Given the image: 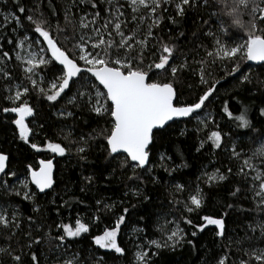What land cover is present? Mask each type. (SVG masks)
Here are the masks:
<instances>
[{
  "label": "trees",
  "instance_id": "1",
  "mask_svg": "<svg viewBox=\"0 0 264 264\" xmlns=\"http://www.w3.org/2000/svg\"><path fill=\"white\" fill-rule=\"evenodd\" d=\"M36 2L37 0H22L26 9L34 7ZM257 3L261 7L264 6V0H257ZM119 4L124 5L121 11L125 12V16L121 19L125 21L126 27L122 25V30L128 35L131 30L137 28L139 20L131 19L133 13L126 0H119ZM69 6L70 0H42L40 5L50 21L52 35L62 44L67 43L64 33H58L56 29L58 25L61 28L65 26V9ZM105 7L100 0H97L96 9H92L91 5H80L77 0L75 6H72V14L78 19L86 12L99 11L101 18L96 27H100L108 15L104 11ZM164 7H167L168 11L162 12L164 18L159 27L152 29L156 39H148L144 63L139 66L148 71L151 54L156 52L163 41L168 45H175L170 65L177 68L176 76L174 78L171 68L166 66V72L160 75L150 71L149 78L161 83H172L176 91L174 103L190 105L197 102L209 86L215 84L216 90L209 98L211 102L206 101L207 106L193 114L195 118L176 121L162 135H157L150 154L149 167L152 171L138 170L135 179H129L133 173L128 168L121 169L119 160L109 162L103 150L106 141L88 139L90 135H96L94 129L99 131L101 127L110 126L89 112L78 100L69 103L76 94L78 85L72 87L71 91L66 90L67 95L62 94L56 102L47 101L37 90L31 89L24 65L15 59L16 52L21 50L7 43L9 39H23L25 29L20 28L13 32L12 24L4 21L0 15V53L8 51L12 57L11 60L5 58L6 71L11 79L5 80L0 73V153L8 157L7 172L16 173V176L8 175L2 178L7 181V185L0 184V208L6 209L10 219L13 212L18 211L19 223L16 235L10 240L5 237L11 235L12 229L0 228V246L10 247L15 254L21 255L22 264H33V252L38 257V264H64L66 259H74L76 264H136L138 251L148 252L150 264H217L218 260L225 256V264H240L242 260L248 261L249 264H260L255 258L250 260L245 252L253 248L264 249V238L259 236V231L252 233L248 230V225L260 219L264 213L240 210L254 209L253 193L249 188L252 184L251 176L255 173L246 168L245 171L250 173L246 180L237 175V171L243 167V160L251 156L254 142H260L261 133H264V117L259 114L260 108H264V65H250L242 53L231 59L219 58L216 38L226 47H231L242 44L248 35L247 28L234 25L231 18L221 12L220 0H209L208 6L189 8L183 17L176 16L174 5ZM251 7L252 5L249 6ZM11 11H15L11 0L7 5L0 3V13ZM259 15L257 13V18L253 20L249 11H243L240 20L248 26L252 22L256 23L257 28L253 31L259 33L264 30V21L259 19ZM169 16L174 17L176 22L173 23ZM149 23L150 20H145L140 24V38L143 39ZM108 30H112L111 26ZM70 31L69 28V33ZM85 31L89 32L93 39H99L90 30ZM209 31L213 32L215 37L205 35ZM27 34L31 36V33ZM113 37L117 42L120 39L115 33ZM76 39L78 40V36ZM105 39L108 37L105 36ZM89 43L86 49L92 50ZM68 47H71V44H68ZM103 47L102 45L101 48ZM208 52H212L213 56H208ZM158 55L159 52H156V57L151 58L157 59ZM237 66L239 71L229 75ZM201 70L208 81L207 84L201 83ZM36 72L37 75L32 78L47 90V85L53 77H45L44 82L40 84L39 76L44 77L47 69L38 68ZM242 75L248 77L244 84H241L239 79ZM17 85L30 88L29 94L22 96V101L26 100L34 110V115L26 119L32 129L27 144L18 138L15 125L11 123L16 114L2 111L4 107L14 106L7 97L15 94ZM9 88L11 91L6 90ZM225 105L233 117L241 113L242 105L246 106L252 127H238L239 122L225 113ZM68 112L72 115L68 116ZM211 131L222 133L220 149L213 150L209 147L211 141H208L207 137ZM65 136H68V139H64ZM81 137L87 141L84 145L87 148L84 153L86 160H81L76 153V148L81 146ZM202 140L206 143L198 152L197 148ZM48 141L58 142L70 151L63 157L48 152L44 149ZM33 143L41 150L31 148ZM232 148L240 152L239 158L233 157ZM161 156L164 157L163 160ZM41 159H53L54 182L51 190L36 195L34 201L15 195V191H24L20 181H28V190L38 193L30 184L27 168L31 165L38 169V161ZM252 163L264 172V164H261L259 158ZM178 165L184 166L177 167ZM165 168L177 170L169 175ZM229 168L232 169L231 173H228ZM216 169L225 174L227 179L213 182L212 186H209L205 182L206 173L210 174ZM85 177H92L91 182ZM176 184L183 185L184 190L177 191ZM237 186L241 188V192L233 197L230 193ZM197 187L202 189L203 204L201 208L189 213L185 210L184 203L176 201L187 202L189 195L194 194ZM137 190L139 195H133ZM97 201L101 203L98 205ZM229 203L234 207L227 208ZM105 205L112 207L106 208ZM34 207L38 208V211H33ZM125 208L128 209L126 214ZM225 212L228 213L227 216H224ZM121 215H125V221L117 239L125 250L124 255L98 249L92 243V237L102 234L106 228H112ZM204 215L214 218L223 216L226 235L216 236L212 230L214 226H208L203 232L195 229L193 225L205 223L201 219ZM95 216H98L99 220H94ZM76 219L87 223L89 232L61 245L55 237L62 233V229H58L56 225L63 222L75 226ZM186 219L193 223H185ZM176 228L183 230L185 239L174 249H156L149 244L151 240L163 243ZM194 230L197 231L196 236H192ZM29 233L31 238L41 240V243L33 245L32 249L27 247L30 241ZM189 240L192 244L187 242ZM153 252H158V255H153ZM0 264H13V261L9 256L2 255Z\"/></svg>",
  "mask_w": 264,
  "mask_h": 264
},
{
  "label": "snow or ice",
  "instance_id": "2",
  "mask_svg": "<svg viewBox=\"0 0 264 264\" xmlns=\"http://www.w3.org/2000/svg\"><path fill=\"white\" fill-rule=\"evenodd\" d=\"M15 11L0 13L4 21L12 24V31L15 32L20 28L25 29L23 39L18 41L7 40V43L12 44L13 48L24 50L25 44L31 49L33 45L39 46V51H28L26 56L21 55L20 51L16 52V61H21L26 67L24 71L26 79L31 85L32 90H37L49 102H56L62 97V94L67 95L66 90L71 91L72 87H76V94L69 100V103H74L77 100L83 106H86L88 111L94 113L104 124L110 127H101L96 131V135H90L88 139H101L106 141L103 145V150L107 154L109 162L119 160V167L121 169L128 168L133 173L129 179L137 178V171L151 172L149 167L151 164L150 154L152 148L155 146L157 135H162L163 132L171 128L173 124L181 118L193 117V114L206 107V101L209 103L210 97L213 96L215 84L209 86L204 93L198 98L197 102L190 105H179L174 103L176 99V91L172 83H161L152 81L149 78V72L155 75H160L166 72V66L171 68L172 76L175 78L177 68L170 65V60L173 59L175 45H168L163 41L160 42L156 52H159L157 59L156 52L151 54V62L147 65L148 71L140 67L144 63V52L149 38L156 39L153 36L152 29L159 27L161 20L164 18L162 12H167L168 8L165 5H174L176 16L183 17L189 8H197L201 5L208 6L209 0H126L128 7L132 10L133 21L139 20L136 29L131 30L130 34L125 35L122 30V25L125 21L121 17L125 16V12L121 11L124 5L119 4V0H100L106 5L104 11L108 15L104 18V23L100 27H96L97 22L101 18L99 11L94 13H84L77 19L72 14V6H75L77 0H70L69 7L65 9V26L61 28L57 26L58 33H64V40L67 43L62 44L53 35L51 24L48 17L41 10L42 0H37L34 7L25 8L22 0H11ZM0 3L7 5L9 0H0ZM80 5H91L92 9L97 8V0H78ZM222 5L221 12L229 16L232 23L240 28H247V39L242 44L226 47L219 38L215 39V44L219 48L217 55L221 60L231 59L237 56L238 53H243L249 61H264V30L259 33L253 31L257 28L256 23H250V26L245 25L240 16L243 11H249L253 20L257 18L264 21V7H261L257 0H220ZM252 5L251 8L249 6ZM27 13V14H25ZM90 17V18H89ZM173 23L175 18L168 17ZM145 20H150L151 23L147 26V31L144 33L143 39L140 38L139 26ZM26 21V23H25ZM109 26L112 30L109 31ZM7 27V25H5ZM126 27V25H125ZM69 28L71 29L69 33ZM90 30L99 39L91 43V49H101L100 51L87 50L86 46L89 41L93 40V36L89 35ZM27 33H31V36ZM118 36L120 39L117 42L114 37ZM183 35V33H181ZM207 36L215 37L211 31L205 33ZM78 36V40L76 37ZM105 36L108 39H105ZM71 44V47H68ZM46 45V47H44ZM104 46L101 48V46ZM139 46L137 49L136 46ZM133 52L135 54L133 55ZM208 56H213L212 52L207 53ZM5 58L11 60L8 51L0 53V73L3 74L5 80H10V74L6 71ZM202 63V62H201ZM185 65H181L184 67ZM47 69L44 77H41L40 84L44 82L45 77H53L51 82L45 87H40L38 81L32 77L37 75L36 69ZM159 70V71H157ZM239 71V66L233 68L229 75H234ZM240 83L244 84L248 81V77L241 76ZM201 83L207 84L208 81L204 78L203 70H201ZM218 83V81H217ZM14 95H9L7 99L12 102L14 106L4 107V113H15L16 116L11 120L18 132V138L24 143H29V136L32 134V129L26 123L28 117L34 115V110L30 107L26 100L22 101V96L29 94L30 88L23 85H17ZM22 89V90H21ZM11 91V89H6ZM19 102V103H18ZM225 113L229 118L238 121V127L249 129L252 127L248 118V108L242 105V111L239 115L233 117V114L228 111L227 105L224 107ZM259 114L264 117V108H260ZM68 116L72 113L68 112ZM183 134V133H181ZM247 135V133H244ZM70 135V134H69ZM64 139H68L65 136ZM211 141L210 148L220 149L222 145V133L220 131H211L207 137ZM81 146L76 148V153L81 160H86L84 155L87 148L84 146L87 141L81 137ZM206 141H201L197 148L199 152L204 148ZM255 147L252 150L251 156L243 160V167L239 168L237 175L243 176L246 180L250 173L245 169H250L255 175L251 176L252 184L249 191L253 193L254 209H243L241 211H256L257 213H264V172L252 163L253 160L259 158L261 164H264V133H261L260 142H254ZM31 148L40 151L41 148L37 144H31ZM46 150L61 157L65 156L66 149L58 142L48 141L46 143ZM234 158L240 157V152L236 148L231 149ZM123 157V159H121ZM163 160L164 157L161 156ZM7 155L0 153V174L3 176H16L14 172H6ZM184 165H178L181 167ZM53 159L39 160L38 169H34L31 165L28 166L27 172L30 175V183L35 185L39 193H45L46 189H51L53 186ZM176 168L165 171L172 174ZM232 169H228L231 173ZM206 183L212 186L213 182H220L227 179V176L220 172L219 169L212 173H206ZM91 182L92 177H85ZM155 179V178H153ZM0 184L7 185V181L0 177ZM23 192L15 191L14 194L21 196L22 199L34 201L35 196L39 193L28 190V181H21ZM177 191L182 192L184 186L181 184L175 185ZM83 191V189H81ZM241 192V188L237 186L234 191L230 193L236 197ZM133 195H139V191L133 192ZM247 198V197H245ZM65 203H68L65 201ZM101 202L97 201L99 205ZM176 203H184V208L187 212L192 213L202 207L203 192L197 187L194 194H190L187 202L176 201ZM106 208H111L110 205H105ZM231 209L233 204L226 205ZM33 211H38V208H33ZM127 208L124 209L126 214ZM228 213L225 212L224 216ZM18 211H14L11 219L8 217L7 211L0 208V228L12 229L11 235H6V239L10 240L16 235V230L19 229L17 221ZM94 220H99L98 216L93 217ZM201 219L204 224L193 225L199 232H203L208 226H214L212 229L216 236L224 237L226 235L225 220L222 217L214 218L210 215H204ZM125 221V215L119 216L112 228H106L102 234L92 237V243L98 248L106 250L107 252H114L118 255H124L125 250L118 243V234L121 225ZM185 223L192 224L190 219H186ZM58 229H62V233L58 234L55 239L61 245L66 241H74L80 238L83 234L89 232V225L76 219L75 226L67 223H59L56 225ZM248 230L252 233L259 231V236L264 238V216L260 219L254 220L252 224L248 225ZM30 241L27 244L29 249L33 245H39L41 240L31 238V233L28 234ZM197 231L192 232V236H196ZM185 237L183 230L176 228L167 236L163 243L158 240H151L149 244L156 249L172 248L174 249ZM192 244V241H187ZM153 255H158V252H153ZM7 255L13 261V264H22V256L15 254L10 247L0 246V256ZM245 255H249L250 260L255 258L260 264H264V249L253 248L246 251ZM103 259V257H100ZM227 257H221L217 264H225ZM33 264H38V257L33 252L31 255ZM64 264H76L74 259H66ZM136 264H150L147 251H138L136 253ZM240 264H249L248 261H241Z\"/></svg>",
  "mask_w": 264,
  "mask_h": 264
},
{
  "label": "water",
  "instance_id": "3",
  "mask_svg": "<svg viewBox=\"0 0 264 264\" xmlns=\"http://www.w3.org/2000/svg\"><path fill=\"white\" fill-rule=\"evenodd\" d=\"M45 47H46V45H44ZM248 62H249V64L250 65H253V66H259V65H264V61H249L248 60ZM175 101V100H174ZM189 118V117H188ZM184 119H187V118H181L180 120H177V121H181V120H184ZM7 162L8 161H6V169H5V171L7 172ZM38 166H39V161H38ZM53 174H54V169H53ZM0 177H4L3 176V174H0ZM30 175H29V181H30ZM31 184V183H30ZM35 189H36V187H35V185H33V184H31ZM37 191H38V193H39V190L38 189H36ZM51 189H46L45 190V193L46 192H48V191H50ZM39 194H44V193H39Z\"/></svg>",
  "mask_w": 264,
  "mask_h": 264
},
{
  "label": "rangeland",
  "instance_id": "4",
  "mask_svg": "<svg viewBox=\"0 0 264 264\" xmlns=\"http://www.w3.org/2000/svg\"><path fill=\"white\" fill-rule=\"evenodd\" d=\"M263 7H264V6H263ZM95 41H96L95 39H93L92 41H89V42H90V43H89L90 47H91V43H92V42H95ZM97 50H99V48H98ZM28 51H39V46H37V45H33V47H32L31 49H29V48L27 47V44H26L24 50H21L20 53H21V55L26 56ZM242 54H243V53H242ZM21 63H22V62H21ZM22 64H23V63H22ZM23 65H24V64H23ZM25 67H26V65H24V68H25ZM39 79H41V76H39ZM44 149H46V148H44ZM20 184H21V181H20Z\"/></svg>",
  "mask_w": 264,
  "mask_h": 264
}]
</instances>
